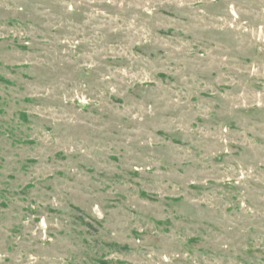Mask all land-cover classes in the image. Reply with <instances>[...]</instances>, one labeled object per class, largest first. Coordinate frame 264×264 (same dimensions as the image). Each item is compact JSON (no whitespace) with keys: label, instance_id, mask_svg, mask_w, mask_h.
<instances>
[{"label":"rangeland","instance_id":"374dc122","mask_svg":"<svg viewBox=\"0 0 264 264\" xmlns=\"http://www.w3.org/2000/svg\"><path fill=\"white\" fill-rule=\"evenodd\" d=\"M0 264H264V0H0Z\"/></svg>","mask_w":264,"mask_h":264}]
</instances>
